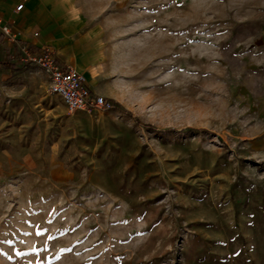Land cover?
<instances>
[{"label": "rangeland", "instance_id": "1", "mask_svg": "<svg viewBox=\"0 0 264 264\" xmlns=\"http://www.w3.org/2000/svg\"><path fill=\"white\" fill-rule=\"evenodd\" d=\"M70 4L114 109L0 62V264H264V0Z\"/></svg>", "mask_w": 264, "mask_h": 264}, {"label": "crops", "instance_id": "2", "mask_svg": "<svg viewBox=\"0 0 264 264\" xmlns=\"http://www.w3.org/2000/svg\"><path fill=\"white\" fill-rule=\"evenodd\" d=\"M21 4L24 8L17 12L16 7ZM0 18L22 32V41L34 48L52 47L63 64L84 74L89 88L101 95L94 83L102 66L94 31L84 29L83 19L71 8L70 0H0ZM35 33L39 34L37 38ZM7 48L5 41L0 43V62L16 64L10 59L15 50L8 52Z\"/></svg>", "mask_w": 264, "mask_h": 264}, {"label": "built area", "instance_id": "3", "mask_svg": "<svg viewBox=\"0 0 264 264\" xmlns=\"http://www.w3.org/2000/svg\"><path fill=\"white\" fill-rule=\"evenodd\" d=\"M23 8L24 5L21 4L16 7V11L21 12ZM0 30L11 49L15 50L10 56L11 61L30 65L44 72L50 82V93L60 98L68 114L91 115V113L114 109V104L110 100L89 88L84 74L63 64L52 47L44 45L39 49L34 48L31 43L22 41V32L12 25L5 24L2 18H0ZM34 36L37 38L39 34L35 33Z\"/></svg>", "mask_w": 264, "mask_h": 264}, {"label": "trees", "instance_id": "4", "mask_svg": "<svg viewBox=\"0 0 264 264\" xmlns=\"http://www.w3.org/2000/svg\"><path fill=\"white\" fill-rule=\"evenodd\" d=\"M4 41L6 42V40H5V38H4V36H3V34H2V32H0V43H3L4 44ZM7 43V42H6ZM8 44V43H7ZM8 52L10 51V45L8 44ZM9 56H10V54H9ZM32 66H30V65H22V64H20V63H17L16 62V64H9L8 62H6V63H4L2 66H1V68L4 70V71H6V72H8V74H10V76L12 77V76H15V75H17V74H21V73H23V72H26V71H28V69H30Z\"/></svg>", "mask_w": 264, "mask_h": 264}]
</instances>
